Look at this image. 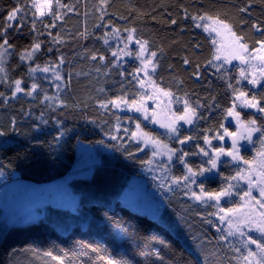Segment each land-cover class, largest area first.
Here are the masks:
<instances>
[{"label": "trees", "instance_id": "obj_1", "mask_svg": "<svg viewBox=\"0 0 264 264\" xmlns=\"http://www.w3.org/2000/svg\"><path fill=\"white\" fill-rule=\"evenodd\" d=\"M62 2L74 6V11L62 9L63 19L56 22L55 28L49 29L53 36L59 33L57 43H53V37L46 33L38 34L44 32L40 24L36 26L37 33L31 31L30 23H26L19 32L9 30L8 39L13 44V48L9 50L11 55L5 57V60L10 79L22 77L26 84L32 82L26 67L32 62L22 63L19 56L21 50L29 48L32 41L36 39L41 42V50L36 54L35 63L43 65L47 61H56L58 55L62 56L65 62L60 65L61 75L67 80L71 73V80L68 88L62 89L59 93L67 107L58 108L55 112L41 102L43 92L41 95L32 97L18 93L17 98H10L6 105L0 103V127L8 128L9 121L14 117L20 132L19 136L15 132H10L8 137H0V142L5 139L11 141L6 150L0 149V165H3L0 168V172L3 173L0 175V187L15 181L38 185L65 179L76 172L74 167L80 144L92 148L95 159L99 163L89 167L90 172L86 176L69 182L71 193L78 196V201L72 208H52L47 213L48 216L43 219L6 229L10 242L18 251L8 255L4 249L0 248V264H57L56 261L44 255L47 251L62 256L65 264H100L98 256L102 253H93L87 246L99 245L102 250L106 247L107 253L119 259L121 257L116 256L115 250H119L122 254L126 251L129 253L134 251L127 239L128 236L132 237L139 248L150 249L152 252L160 251L169 264H236L234 259L236 254L230 246L219 240L218 233L213 229L212 215H209L210 212L212 213V208L207 209L198 202L189 200L179 190L175 193H165L160 200H157L154 209L150 210L159 214L157 218L138 213L121 202V196L129 182L133 177H142L146 168L141 167L137 162L125 160L119 152L111 148L95 143L101 139L108 144L113 143L108 141L105 133L118 123L117 116L120 118L121 127H124L129 113L121 110L105 112L99 109L96 101L108 99L118 93L121 88V78L113 72L106 79L103 70L100 73L95 70L100 66L98 62L84 58L91 52L98 51L108 60L113 59L108 46L104 45L102 39H97L102 37L105 31L111 33V27L95 28V25L101 22L98 19L100 13L97 10L99 0H62ZM12 3L13 0H0V23L3 22V17ZM244 3H247V0H109L108 2L107 13L111 16L112 24L120 27L121 32H123L125 21L118 20V17H135L136 35L149 40L153 50L163 48L164 55L155 79L160 87L171 89L176 96L180 97V101L174 104L178 107L177 110L183 108L182 101L185 93L192 101L199 100L205 105L200 109L204 119L199 121V127L181 129L183 134H188L191 130L193 135H198L201 129H215L220 122L228 126L229 121H222L221 109L231 106L233 97L231 90L226 87L225 80L228 77L217 79L215 75L206 73L203 78L196 80L192 76L193 68L183 64L182 58L186 55L193 61L204 64L211 58L214 49L208 35L195 28L190 20L185 21L179 15L182 11L181 5L188 6V11L195 13L200 10L199 5L202 4L203 11L213 15L219 14L226 21L231 22L235 31L244 35L252 47L258 34L254 33L250 25L252 20L264 21V5L256 0L249 23L243 24L244 14L238 11V7ZM168 13H171V16ZM172 18L177 19V25L168 22ZM108 20L109 16L106 15L104 22L107 23ZM109 44L114 50L123 48V43L118 44L115 36H110ZM195 44L199 47L194 49ZM49 47L53 49L52 52H48ZM121 59L126 60L123 56ZM124 66L131 70V64ZM226 68L230 70V77H239L236 67ZM34 75L49 96L56 92L54 88L48 87L47 80L41 78L43 75L50 76L51 73L37 72ZM179 79L184 81V86L181 88L177 87ZM232 82L235 84V79ZM124 84L129 92L135 91L127 81ZM241 86L249 93V96L253 93L264 95V89H253L246 84ZM101 87L106 89L104 93L98 91ZM4 91H6L5 85L0 84V92ZM213 98L220 108L210 107ZM42 112L48 124L40 125L43 129L39 135L41 143L33 141L32 145H28L25 134L35 135L32 132V125L39 123ZM240 112L242 119H249L255 115L258 122L259 117L264 115L241 110ZM52 117L60 120L66 128L71 130V139L61 159L55 163L49 159L47 146L42 143L50 141L56 134ZM89 119L95 120L96 123H89ZM230 130H236L234 123H231ZM151 132L159 136L162 141H167L165 138L162 139L156 131L151 130ZM120 135L124 137V143L129 151H132L136 157L151 159L149 151H137V144H133L123 130ZM258 137L259 134L253 136L256 141L255 147L247 141H241L247 149H242V155L249 159L256 155L260 147ZM218 143L220 142L213 140V144ZM200 144L203 146L202 140ZM172 146L176 147L175 143H172ZM223 146L226 148L231 146L230 138H225ZM26 147L33 149L27 153V160L9 161L8 157H14L17 152L24 154ZM184 148L186 151H195L193 142H188ZM192 157L191 161L200 162V157ZM225 161H230V158L222 160V162ZM177 165L179 164L174 166L176 169H174V175H180L182 171ZM219 170L225 175L235 174L232 163H221ZM210 175L213 179L206 182V188L213 191L220 186L221 178L215 172ZM239 185L241 189L247 188L242 181ZM155 200L153 199V202ZM236 204H241L238 197L227 202L222 201V206L232 207ZM109 205L114 209V213H109V216L114 214L117 221L116 224L110 225V228L123 237L122 242L116 244L111 241L106 244L102 237L108 232L109 227L100 228L97 223L104 216ZM121 226H131L132 229L139 231L137 233L130 230L124 233L121 231ZM64 231L66 234L63 233ZM65 252L67 256L64 255Z\"/></svg>", "mask_w": 264, "mask_h": 264}, {"label": "snow or ice", "instance_id": "obj_2", "mask_svg": "<svg viewBox=\"0 0 264 264\" xmlns=\"http://www.w3.org/2000/svg\"><path fill=\"white\" fill-rule=\"evenodd\" d=\"M108 2L109 0H99L97 10L100 13L98 19L101 22L96 24L95 28L108 29L111 27V33L105 31L103 36L97 37V39H102L104 45L108 46L113 59L108 60L104 54L98 51H93L84 58L98 62L100 66L95 70L97 73L103 70L106 79L113 72H116L121 78V88L112 97L98 99L96 102L99 109L105 112H111L112 110L123 111L125 109L128 112H132L134 110L137 113H141L144 120L151 119L153 123H157L159 121L156 118L157 114L154 109L151 112V116L149 115L148 100L154 99L158 95H163L164 97L180 101V97L176 96L171 89L160 87L155 79L161 66L160 61L164 55L163 48L153 50L149 40L136 35L137 28L134 26L135 17H118V20L125 21L123 32H121L120 27L112 24L111 16L107 13ZM259 2L264 5V0H259ZM255 3L256 0H247V3L239 5L238 11L244 14L243 24L249 23ZM62 9L74 11V6H69L63 3L62 0H13L12 5L7 9L3 22L0 23V84H4L6 87V91L0 92V103L6 105L10 98H17L18 93H24L32 97L34 95H41L43 92L41 102L46 104L51 111L55 112L58 108L67 107L66 102L61 98L59 93L62 89L68 88L71 73H69L67 80L61 75L60 65L65 62L62 56L58 55L56 61H47L41 65L35 63L36 54L41 50L40 41L34 39L29 48L22 49L19 56L20 61L22 63L25 61L32 62L26 65L27 73L32 80L30 84H26L22 77L10 79L5 60V57L11 55L9 50L13 48V44L8 39L10 35L9 30L19 32L26 23L31 24V31L33 33H37L36 26L40 24L44 32L38 34L43 35L46 33L48 36L53 37V43H57L59 41V33L53 36V33L49 29L55 28L56 22L63 19ZM181 9L182 11L179 15L185 21L190 20L195 28L202 29L209 34L214 49L211 58L204 64H201L199 61H193L187 55L182 58V62L185 66L193 68L192 76L196 80L203 78L206 73L215 75L217 79L228 77L225 83L226 87L231 90L233 100L231 106H225L221 109L223 113L222 121H227V118L231 117L235 121L236 130H230V122L228 126H225L224 122H220L217 128L201 129L198 135H193L191 130H189L188 134H183L181 132L183 125L199 127V121L204 119V114L200 109L205 107L199 100L192 101L188 94L185 93L182 101L183 108L172 112L166 122L160 123V126L166 129L164 135L170 141L181 145V147H170L159 136L144 131L141 123L137 121L135 123V130L131 131L130 134L128 127H124L122 130L129 137L130 141H136L137 151L143 150L140 146L141 144L144 147L151 145L152 158L139 159L132 151H129L124 143V137L120 135L121 124L119 123L120 118L118 116L116 117L118 123L114 127L109 128L105 133L108 141L113 143L108 144L103 139L97 140L95 143L119 152L125 160L137 162L141 167L147 168L150 172H161L158 185L161 189L172 193L179 190L189 200L198 202L205 208H216V213L210 212L209 215H216L220 221V225L215 226L217 233H219V240L228 244L236 254L234 257L236 264H264V115L259 117L258 122L255 115L249 119H242L241 112L237 110L240 107L251 108L258 114H264V95L253 93L249 96V93L243 90L241 86L242 81H247V84L253 88L259 87L264 89V21L252 20L250 27L258 35L254 40L253 46L250 47L248 39L244 35L238 34L231 22L226 21L219 14L213 15L207 11H203L202 4L199 5L200 10L195 13H190L188 6L185 5H181ZM106 15L109 16L107 23L104 22ZM168 15L171 16V13H168ZM168 22L172 25H177L176 18H172ZM110 36H115L118 44L123 43V48L118 50L112 49V46L109 44ZM224 36H227L229 39L227 45L223 40L217 39V37ZM198 47V44L193 45L194 49ZM52 51L53 49L49 47L48 52ZM122 56L130 59L122 60ZM232 60H238L241 65L245 66L239 69V77H230V70L225 67L226 64H231ZM256 61L259 63H254ZM125 64H131V70L125 67ZM37 72L42 74L51 73L50 76L43 75L41 78L48 81L49 88L56 90L53 95L49 96L43 85L37 82V78L34 75ZM233 79H235V84L232 82ZM125 81L131 84L135 91L129 92L128 88L125 87ZM146 86L152 87V93L147 92ZM183 86V79L177 80V87L181 88ZM98 91L104 93L106 89L101 87ZM237 101L240 103L237 104ZM210 107L220 108L215 103L214 98ZM27 115H31V113H27ZM52 120L55 125L56 134L52 136L50 141L42 143H45L47 146L49 159L52 163H55L61 159L63 151L71 139V130L66 128L55 117H52ZM127 120L132 122L133 117H127ZM180 122H183V125ZM89 123L95 124L96 121L89 119ZM41 124H48V120L44 118L43 112L40 115L39 123H33L32 125V132L35 135L25 134L28 145H32L33 141L41 143L39 141V135L43 132V129L40 128ZM10 132L17 133V136L20 135L14 117L9 121L8 128L0 127V137H8ZM254 134H259L260 147L256 151V155L249 159L242 155V149H247L240 142L247 141L248 144L255 147ZM226 137L231 140V146L227 148L223 146ZM201 140L203 141V146L200 144ZM213 140L220 143L213 144ZM117 141L120 143H115ZM188 142L194 143L195 151L185 150L183 146L188 145ZM10 143V140H3L0 142V149L6 150ZM31 151H33L31 147H26L24 148V154L17 152L14 157H8V159L10 162L12 159L18 162L27 160V153ZM157 156H166L167 159L156 160ZM192 156L200 157V162L191 161L189 157ZM225 156L229 157L230 161L222 162L221 157ZM221 163L234 164L235 174L225 175L223 172H220ZM176 164L182 166L180 175L171 173V169ZM2 167L3 165H0V168ZM213 172L220 176L221 183L216 190L209 191L206 188V182L213 179L210 175ZM2 174L0 172V175ZM153 179L156 180L157 177L153 175ZM240 181H244L248 187L241 189L239 185ZM254 190L259 192V197L253 195ZM234 197L245 201V205L222 206V200L227 202ZM247 205H251L250 210L242 212V208ZM109 213H114V209L110 205L107 207L104 216L97 222L100 228L109 227L108 232L104 234L102 239L105 240L106 244L108 241H111L113 244L120 243L123 237L118 232L114 233L110 228V225L117 223L115 215L109 216ZM206 222L211 223V221ZM130 230L137 233L139 231L138 229H132L131 226H121V231L124 233H128ZM253 232L257 233V235L253 236L251 234ZM127 239L134 251L131 253L126 251L122 254L119 250H115L116 256L121 257L119 259L107 253L106 247L103 250L99 245H88L87 247L93 253H102L98 256L100 264H169L160 251L152 252L150 249L139 248L135 245L131 236H128ZM252 245H255V250L252 249ZM0 248L4 249L8 255H12L18 251L10 242V238L6 233V227L4 232H0ZM44 255L50 257L52 261H56L57 264H65L64 258L53 254L52 251H47ZM64 255L67 256V252Z\"/></svg>", "mask_w": 264, "mask_h": 264}, {"label": "rangeland", "instance_id": "obj_3", "mask_svg": "<svg viewBox=\"0 0 264 264\" xmlns=\"http://www.w3.org/2000/svg\"><path fill=\"white\" fill-rule=\"evenodd\" d=\"M204 33L209 36L208 33L206 32ZM217 39L223 40V42L226 45L229 43V39L227 36L217 37ZM124 59L129 60L130 58L124 57ZM254 63H259V62L256 61ZM225 67H229V68L236 67L239 75V69L245 66L241 65L240 61L238 60H232L231 64H226ZM245 84L248 85L247 81H242L241 85H245ZM248 86L253 88L251 85ZM146 90L148 93H152L151 86H146ZM175 102L176 100H173L170 97H164L163 95H158L154 99H150L147 101V106L149 108V115L151 116V112L153 109L156 111L157 114L156 118L159 121L157 123H153L151 119L144 120L143 115L141 113H137L134 110L132 112H128L125 109L123 111L129 113L128 117H133V120L132 122H129L126 119L124 122V127L129 128V134H130L131 131L135 130V123L139 121L144 131L150 132L155 136L156 134L154 132H151V130L156 131L158 134H160L162 139L163 138L167 139V141H163L164 143L168 144L170 147H173L172 143L175 142L170 141L168 137L164 135L166 129L162 128L160 126V123L166 122V120L170 118L171 113L177 111L178 107L174 106ZM239 103L240 102L237 101V104ZM182 107H183V103H182ZM237 110L258 114L255 112L254 109L251 108L240 107ZM228 118L227 121H229L232 124L233 123L235 124V121L231 117ZM180 124L183 125V122H180ZM124 127L121 128L123 129ZM191 127L192 126L189 125H183L181 129L188 130ZM131 142L136 145V141H131ZM83 145L84 144H80L78 146V159L74 167V171L76 172L70 174L65 179H61L52 183L38 184V185L23 181H18V182L15 181L13 183L1 185L2 187H0V232H4L5 227L6 229H8L12 226L27 224V222L30 221H38L40 219H43L48 216L47 213L50 212L52 208L53 209L56 208L63 209V207L72 208L76 204V200L78 201V196L73 195L71 193V190L69 188V182L72 181L73 179L82 178L86 176L90 172L89 167L99 163V161L95 159L96 156L93 149ZM140 146L142 147L143 150L149 151L151 156V152H152L151 145L144 147L143 144H141ZM175 146L177 148L181 147V145L176 143ZM190 158L193 157H189V159ZM226 158L229 157L226 156L221 157V161ZM161 159L166 160L167 157L166 156L156 157V160H161ZM177 166L181 167L180 170L182 169L181 165H177ZM174 169H175L174 167L171 169L172 174H174L176 170ZM153 175L157 177L156 180L153 179ZM160 176H161V172L156 171L155 173H153L148 171L146 168L143 172L142 177H133L121 196V202L123 203V205L138 213L147 214L153 218H157L159 214L157 215L156 213L150 212V210L154 209V206L158 202L157 201L158 199L160 200V198H162L165 193H169L165 189H161L158 186ZM245 185L247 186L246 183ZM253 195L259 197V192L254 190ZM153 199L156 200L153 202ZM240 202H241L240 205H245V201L240 200ZM211 208H212V213H216L217 209L214 207ZM211 208H207V209H211ZM250 208L251 205H247L243 207L241 211L248 212ZM211 219L213 222L212 224L213 229L215 232H217L215 226H219L220 221L217 219L216 215H212ZM63 233L66 234V231H64ZM251 234L253 236L257 235V233L255 232ZM251 247L253 250H255V245H252Z\"/></svg>", "mask_w": 264, "mask_h": 264}, {"label": "bare ground", "instance_id": "obj_4", "mask_svg": "<svg viewBox=\"0 0 264 264\" xmlns=\"http://www.w3.org/2000/svg\"><path fill=\"white\" fill-rule=\"evenodd\" d=\"M22 225H25V224H22Z\"/></svg>", "mask_w": 264, "mask_h": 264}]
</instances>
